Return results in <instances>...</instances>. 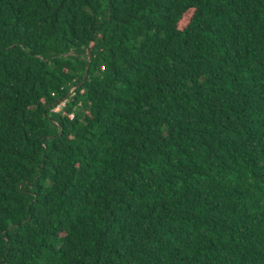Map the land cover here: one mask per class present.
Returning <instances> with one entry per match:
<instances>
[{
	"label": "trees",
	"instance_id": "16d2710c",
	"mask_svg": "<svg viewBox=\"0 0 264 264\" xmlns=\"http://www.w3.org/2000/svg\"><path fill=\"white\" fill-rule=\"evenodd\" d=\"M0 264H264V0H0Z\"/></svg>",
	"mask_w": 264,
	"mask_h": 264
},
{
	"label": "built area",
	"instance_id": "2783aa9c",
	"mask_svg": "<svg viewBox=\"0 0 264 264\" xmlns=\"http://www.w3.org/2000/svg\"><path fill=\"white\" fill-rule=\"evenodd\" d=\"M73 90H74V89H73ZM70 93H71V92H70ZM64 103H65V101L59 103V104L53 109V111H54V112H59V111H61V108L64 107Z\"/></svg>",
	"mask_w": 264,
	"mask_h": 264
},
{
	"label": "rangeland",
	"instance_id": "374dc122",
	"mask_svg": "<svg viewBox=\"0 0 264 264\" xmlns=\"http://www.w3.org/2000/svg\"><path fill=\"white\" fill-rule=\"evenodd\" d=\"M73 89H74V88H73ZM73 89L70 90L71 93L73 92Z\"/></svg>",
	"mask_w": 264,
	"mask_h": 264
}]
</instances>
